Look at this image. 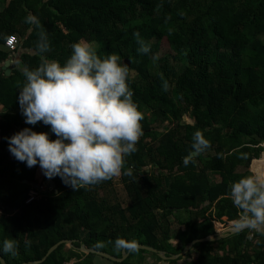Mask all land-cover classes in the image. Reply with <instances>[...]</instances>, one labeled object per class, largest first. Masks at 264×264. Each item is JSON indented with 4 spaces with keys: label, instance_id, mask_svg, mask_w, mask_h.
I'll return each instance as SVG.
<instances>
[{
    "label": "trees",
    "instance_id": "1",
    "mask_svg": "<svg viewBox=\"0 0 264 264\" xmlns=\"http://www.w3.org/2000/svg\"><path fill=\"white\" fill-rule=\"evenodd\" d=\"M3 2L6 0H0V6ZM29 13L39 19L40 29L24 22ZM40 30L50 43L43 54L35 48ZM133 31L150 45L148 53L136 51ZM10 35L18 39L13 51L5 47ZM81 38L96 41L98 54H118L129 62V71L138 74L129 86L142 113L143 132L136 151L125 158L124 167H130L132 174L123 179L125 183L135 180L137 195L128 207L130 217L124 221L107 215V207L94 197L92 185L74 190L59 176H43L40 184L46 181L47 188L36 186L39 166H25L7 148L5 138L23 127L49 130L39 121L25 124L16 100L17 82L24 79L20 69L35 67L41 55L62 63L70 55L71 43ZM153 53L157 54L155 61L151 59ZM162 54L167 60L172 57L185 64L172 94L171 76ZM12 58L19 59L21 68L8 73L1 65ZM157 71L166 72V76H158ZM0 104L6 110L0 122V238L18 242L15 256L1 255L6 264L41 260L51 246L66 240V226L75 249L82 244L114 254L117 249L121 251L118 257H122L124 247H107L109 231L114 241H133L169 255L178 254L200 239L204 222L209 221L208 227L216 231L233 224L238 210L228 197V185L240 176L236 163L245 154L247 167L263 150L264 0H10L0 9ZM143 109L152 111V121ZM190 110L195 122L182 124V116ZM166 121L172 128L163 138L154 137L149 142ZM197 132L208 142L200 151L194 146ZM49 136L55 138V134ZM245 142L251 146L249 154L247 147L236 150ZM150 164L157 167L151 177L146 169ZM258 168L264 170V153ZM215 175L217 181H213ZM139 180L146 193L139 188ZM32 191L40 197L27 202ZM213 206L217 219H209ZM172 217L190 229L181 245L169 243L175 237ZM82 230L90 232L88 239L81 238ZM240 234L221 239L231 240V257L209 254L202 260L206 264H264V235L255 233L242 240ZM63 245L38 264H68L69 258L60 252ZM144 251L162 260L157 253L139 248L122 262L89 255L108 259L111 264H131L133 255ZM76 264L88 263L80 260Z\"/></svg>",
    "mask_w": 264,
    "mask_h": 264
},
{
    "label": "clouds",
    "instance_id": "2",
    "mask_svg": "<svg viewBox=\"0 0 264 264\" xmlns=\"http://www.w3.org/2000/svg\"><path fill=\"white\" fill-rule=\"evenodd\" d=\"M24 22L40 29L39 19L31 13ZM37 35L35 48L43 54L50 43L43 30ZM132 35L138 44L136 51L148 53L150 45L138 32ZM70 48V55L62 63L41 55L35 67L25 65L20 69L24 79L17 82L16 100L25 124L39 121L49 130L26 126L5 139L14 159L27 167L38 165L45 178L59 176L76 190L120 175L121 171L130 176L132 170L124 167L125 158L136 151L143 129L142 113L129 86L133 77L128 64L114 52L98 54L95 42L83 38L72 42ZM151 59L155 61L157 54L153 53ZM49 133L55 138L50 139ZM207 143L198 132L195 134L198 151ZM228 197L238 210L233 228L264 235V170L250 171L231 181ZM24 243L27 246L29 241ZM97 246H101L99 242ZM115 246L135 249L133 241L123 239H117ZM17 247L14 238H0V255L15 256Z\"/></svg>",
    "mask_w": 264,
    "mask_h": 264
},
{
    "label": "rangeland",
    "instance_id": "3",
    "mask_svg": "<svg viewBox=\"0 0 264 264\" xmlns=\"http://www.w3.org/2000/svg\"><path fill=\"white\" fill-rule=\"evenodd\" d=\"M93 42H95V44L97 45V49H98L99 44L96 41H93ZM164 49H166V45L164 46ZM164 56H166V54H162V61L167 62V67H168L167 71L169 72V74L171 76L170 77V84L171 85L169 87V90L172 94V92L174 90L176 91V89H177V83L179 80L178 78L181 76L182 72L184 71L185 64L182 62H179V63L176 62L175 60H173L172 57H171V59L167 60L166 58H164ZM16 63H17V65H14L15 66L14 68H21L20 62L16 61ZM126 63L129 64V62H126ZM130 73L132 74L133 78L138 76L137 72H135V71H131ZM156 74L158 76H162V77L166 76V72H164V71L163 72L157 71ZM171 96H175V95H171ZM177 100L179 102L182 101V99L178 98V97H177ZM143 111L149 117L150 121H152V118H153L152 111H149L147 109H143ZM193 122H195V119L193 117L191 110L188 111L186 114H184L181 118L182 124L193 123ZM169 124H170L169 121H166L164 123V126H158L156 135L154 134V136L150 137L148 139V141L152 142L154 140V137H156V139L163 138L166 135V132H168L170 130V128H172V126L168 127ZM166 126L168 128L165 129ZM241 147H247L248 148L247 154H249L251 152L250 151L251 146L248 145L247 142L243 143L236 150L240 151ZM241 149H243V148H241ZM239 157H240V161H239V163H236L237 165H239V167L237 168L236 172L241 174L240 171L244 170V168H246V157H247V155L242 154ZM205 158H206V161H208V159H210L209 157H205ZM255 159H259V158L251 159L249 165ZM125 161H126V159H125ZM146 169L150 171V174H147V175L149 177H151L152 171H155L157 169V167H155L154 164H152V165L150 164V166L147 167ZM208 174L210 177H212V174L211 175H210V173H208ZM139 175H141V174H139ZM123 177H124V174L121 171L120 175L112 177V181L110 183L108 182V180H105V181H102L98 184L91 186V190L93 191L94 197L97 198L98 201L104 203V206L107 207L105 210L107 212V215H110L113 219H119L120 221H124L125 219H129L130 215H129L128 207L133 203V201L137 195L136 191H134L135 190L134 189L135 180H133V181L130 180L128 183H125ZM218 179H219V177L217 175L213 176V181H217ZM99 185H102V186H99ZM138 186H139V188L144 190V193L147 192L146 189L144 188L143 181L139 180ZM96 188H98V189L95 191ZM208 215H209V219L210 218L211 219H217L218 211L215 208V206H213L211 208V210L208 212ZM188 217H189V215H188ZM223 217H221V218L223 219ZM185 218H184V221H185ZM194 220H196V218ZM171 221L173 222V232H174L175 237H173L169 241V243L181 245L184 241V237H185L186 233L190 232V229L188 228V225L186 226V225L180 224L178 219L176 221L175 217H172ZM208 222L209 221L203 223V227L201 228V231L199 233L200 238H204V237L213 235L215 233H222L223 231L229 229L230 227H233L232 225L226 224L222 227L223 230H217L216 231V230H213V229L208 227ZM65 224L70 225V223L67 221H65ZM64 232H65L64 237H66L65 239L70 240L71 238L67 237V236H69L67 226L64 228ZM237 233L238 234L241 233L240 236H241L242 240H243V238L244 239H250L253 236V234H251V233H253V231L248 230V229L238 231ZM237 233H234V234H237ZM106 234L107 235L105 236L106 237L105 240H107L109 238L108 241L106 242V245L109 249L110 248L112 249V247H115V241L113 240L114 238H110L112 233H110L109 231L106 232ZM79 235L81 236L82 239H88L90 236V232L88 230H82ZM230 238H231V235H229V239ZM215 242L216 243H214L212 245H206V244L201 245V244L197 243L198 245L196 244L188 252V254L182 256L181 258H179L177 260L180 261V263H182L181 261H184V263H186V264H206L205 261L202 260V258L203 257L205 258V256L209 255V254L212 257H216V258H221L223 255H229L230 257L232 256V253L230 251L231 244H232L231 240H226L224 242H221V240H218ZM219 246L225 247L224 250L218 249ZM247 250L251 251V248H247ZM60 252L62 253V255L64 257L69 258L68 264L69 263L70 264H76L80 260L85 261L88 264H103V263L109 264V262H110L108 259H104V258L96 257V256H90L89 255L90 253L82 251L80 249V247L75 249L74 247L70 246V244H67V243H64L62 250ZM131 252H130V254H131ZM108 253L118 257V255L121 254V251L116 249L115 253L117 255L114 254V252L113 253L108 252ZM119 258H121V257H119ZM97 259H102V261L100 262ZM158 261H159V259L155 255L144 251V252H139L137 254H134L131 264H156V262H158ZM176 263L177 262H175L174 264H176ZM110 264H111V262H110Z\"/></svg>",
    "mask_w": 264,
    "mask_h": 264
},
{
    "label": "water",
    "instance_id": "4",
    "mask_svg": "<svg viewBox=\"0 0 264 264\" xmlns=\"http://www.w3.org/2000/svg\"><path fill=\"white\" fill-rule=\"evenodd\" d=\"M8 63H9V61H6L7 65H8ZM237 232L238 231L235 230L233 227H230L229 229L223 231L222 233H215L213 235H210V236H207V237H204V238L195 239L194 241H192L188 245H186V247L184 248V250L181 253L174 254V255H169L166 251L159 250V249H157L155 247L144 245V244H135V248L144 249V250H148V251L157 253L164 260H177V259L181 258L182 256L188 254V252L197 243L207 242V241H218V240L226 238L227 236L232 235V234L237 233ZM63 243L70 244V246L73 245L71 240H61V241L57 242L56 244H54L53 246H51L49 248V250L47 251L46 255L41 260H39V261H31V262H24L23 264H38L40 262H43L59 245H61ZM80 249L82 251H84V252L95 253V254H98L100 256L106 257V258H108L110 260L118 261V262L124 261L130 255V252L132 251L131 249L127 250V248H124L123 256L121 258H119V257H116V256H114V255H112V254H110L108 252H105V251H100V250H96V249H89L86 246H84L83 244L80 246ZM0 260L3 261V264H6L5 260L3 259V257L1 255H0Z\"/></svg>",
    "mask_w": 264,
    "mask_h": 264
},
{
    "label": "crops",
    "instance_id": "5",
    "mask_svg": "<svg viewBox=\"0 0 264 264\" xmlns=\"http://www.w3.org/2000/svg\"><path fill=\"white\" fill-rule=\"evenodd\" d=\"M10 0H6V3H2L1 4V6H0V9H4V7L5 6H7V4H8V2H9ZM7 61H9V63H8V65L5 63V65H1V67L3 68V69H7L8 70V73H10V71L15 67L14 65H17V63H16V61H19V59L18 58H12V59H8ZM6 113V110L3 108V106L0 104V122H2V121H4L3 119V116H4V114ZM260 146L263 148V150H262V152H261V156L259 157V159H255V160H253L252 162H251V164L248 166V167H246V168H244V170H241L240 171V175H245V174H248L250 171H256V170H262V169H260V168H258V162L259 161H261L262 160V158H263V153H264V142L263 143H261L260 144ZM44 175L42 174V172H41V170H40V168H38V170H37V173H36V183H35V185H37V186H39V187H42V186H44V188H47L46 186H45V183H46V181L41 185L40 183H41V180H42V177H43ZM38 181V182H37ZM26 182V181H25ZM1 209H0V215H1ZM226 216V215H225ZM235 217V216H234ZM236 218V217H235ZM244 230H246V229H244ZM249 233V232H248ZM251 234H255V231H253V233H251ZM255 245V244H254ZM97 260H99L100 262L102 261V259H97ZM173 261H176L177 263L176 264H186V263H184V261H181L182 263H180V261H178V260H164V259H162V260H160L159 259V261L158 262H156V264H174L175 262H173ZM104 264V263H103Z\"/></svg>",
    "mask_w": 264,
    "mask_h": 264
},
{
    "label": "built area",
    "instance_id": "6",
    "mask_svg": "<svg viewBox=\"0 0 264 264\" xmlns=\"http://www.w3.org/2000/svg\"><path fill=\"white\" fill-rule=\"evenodd\" d=\"M5 45H6L8 50L13 51L17 48L18 39L15 36H10L7 38ZM39 197H40V195L36 191H32L29 194V198H28L27 202H31L33 199L39 198Z\"/></svg>",
    "mask_w": 264,
    "mask_h": 264
}]
</instances>
